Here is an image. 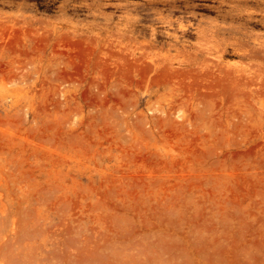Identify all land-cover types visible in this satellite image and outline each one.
<instances>
[{
    "label": "rangeland",
    "instance_id": "obj_1",
    "mask_svg": "<svg viewBox=\"0 0 264 264\" xmlns=\"http://www.w3.org/2000/svg\"><path fill=\"white\" fill-rule=\"evenodd\" d=\"M0 264H264V0H0Z\"/></svg>",
    "mask_w": 264,
    "mask_h": 264
}]
</instances>
